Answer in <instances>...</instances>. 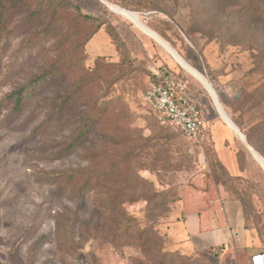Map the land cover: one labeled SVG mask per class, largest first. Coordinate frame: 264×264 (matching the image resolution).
Instances as JSON below:
<instances>
[{
    "label": "rangeland",
    "instance_id": "obj_1",
    "mask_svg": "<svg viewBox=\"0 0 264 264\" xmlns=\"http://www.w3.org/2000/svg\"><path fill=\"white\" fill-rule=\"evenodd\" d=\"M71 1L83 13L101 16L115 27L127 44L133 65L120 63L121 56L102 27L86 43L82 64L92 70L95 58L102 56L95 74L103 80H92L79 97L58 111L51 99L59 98L73 75L55 76L36 87L19 110L13 111L7 95L68 49L56 47V43L78 23L72 10L54 18L43 11L30 19L33 2L4 0L0 264H134V258L142 264H155L136 244H112L106 237L117 212L122 211L133 216L139 228L158 236L151 247L184 257L181 264H237L233 248L222 253L220 247L199 248L197 240L195 244L182 238L185 215L198 206L206 207L208 200L220 209L218 193L222 201L240 207L244 228L253 244L264 251V168L222 119L209 90L188 69L192 67L210 82L226 114L236 117L241 132L251 134L264 158V69L251 70L260 62L264 65V31L253 35L245 29L235 33V38L217 36L223 20L221 6L215 4L205 11L201 7L205 3L199 0ZM105 2L129 13H118ZM193 4L199 15L193 13ZM237 9L231 6L224 11L232 16ZM49 18L51 25H47ZM161 71H169L167 74L186 85L205 124L202 142L188 141L144 104L142 94L151 72ZM252 91L258 104L246 110L239 101ZM94 101L102 106L108 103L102 123L68 155L51 158L50 153L59 150L83 123V112ZM132 149L135 154L125 156L126 162L113 180L82 197L71 193L73 184L38 178L48 172L107 167ZM105 150L108 154L97 160L86 157L89 152ZM105 188L120 190L124 201L104 208L93 194ZM131 197L135 200L128 201ZM73 217L76 222L69 239L65 227Z\"/></svg>",
    "mask_w": 264,
    "mask_h": 264
},
{
    "label": "trees",
    "instance_id": "obj_2",
    "mask_svg": "<svg viewBox=\"0 0 264 264\" xmlns=\"http://www.w3.org/2000/svg\"><path fill=\"white\" fill-rule=\"evenodd\" d=\"M23 1H31L34 3V9L29 14L30 19L39 17L43 11H48L50 14V18H54L55 16H58L62 11L72 10L76 14L75 19L78 25L73 28V31L71 33H67L64 38L58 40V42L56 43V47H68V49L63 54L53 59L42 72L34 76L27 83L7 95L6 99L12 102L13 111L19 110L23 100L28 95H30V93H32L36 87L40 86L45 81L53 79L55 76L63 74L73 75L72 82L59 96V98L57 100L51 99L55 104V107H57L58 111H60L64 105L69 104L71 100L79 97L82 91L85 89V86L88 85L92 80H103V77L99 73H97L98 76L95 74L98 68L102 65V56L95 58V66L92 70H86L84 65L82 64V60L84 59V56H86V43L102 27H104L105 32L109 36L111 44H113L115 49L119 52L121 56L120 63H124L128 66L133 65V58L130 56L126 42L120 36L115 27L107 21V19L101 16L83 13L82 11H80L79 7L71 0ZM199 1L205 3V6H201L204 7L203 9L205 11H210L212 6L215 4H219L221 6V18L223 20L220 24L217 36L235 38V33L240 31L243 32V30L245 29L249 30L253 35L256 33V31H264V0ZM4 6V0H0V35L4 19ZM231 6L238 7L237 11L232 16L227 15L224 11L225 7ZM153 7L156 8V6H152V8ZM192 7L194 9L193 13L195 15H199L201 13L200 10L196 8L195 4H193ZM156 9L160 10L159 8ZM169 17L173 18L171 15H169ZM50 18L47 25H51V23H53ZM157 33L162 36L161 33ZM67 40L69 42L68 44H65V41ZM33 41L34 40H32L31 42ZM262 52V56L264 57V49L262 50ZM111 65L112 64H107V66ZM259 67L264 69V65H262L260 62L258 66H254L251 70L255 71L256 69H259ZM168 72L169 71L151 72L150 79L156 80V73L167 74ZM254 93L255 91L247 93L246 97L244 99L241 98L239 101L242 107H244L246 110L255 107L256 104H258L256 99L253 97ZM243 94H245V92ZM237 101L238 100H236V102ZM106 103L107 102L102 103V106L101 103H97L95 101L90 104L88 102L87 109L83 112V123L75 130V132L71 136L66 139L65 144L59 150L50 153V157L57 159L68 155L77 145H79V143H81L82 140L90 135V133L93 132V129L97 127V124L102 123L104 114H106L108 110V103ZM229 118L240 130V123L238 122L236 117L229 116ZM242 133L245 135L248 145L251 146L256 152L258 151L261 154L260 148L259 146H257L251 134H249L248 132ZM144 140H149V137H145ZM107 154L108 151L106 150L94 151L89 152L86 157L89 160L93 161ZM134 154L135 151L133 149L124 152L123 155L121 154L118 161L112 163L107 167H85L66 171L48 172L40 174L38 178L42 181L50 183H63L66 186L69 184H73V186H71V193L74 196L82 197L86 193L93 191L98 185L109 180H113L121 169L122 164L126 162L125 156L131 157ZM260 156L262 157L263 155L261 154ZM121 195L122 193L118 189L113 190L111 188H105L102 192L94 193L93 197L94 200L97 201V203L104 205V208H108V206L117 204L118 202L122 203V201L124 200H122ZM128 199V201L135 200L134 197ZM242 209L244 219H246L244 203H242ZM117 217L118 218L114 222H112L113 227L109 228L105 233L106 237H108L109 241L112 244H118L119 242L123 241L127 244H136L140 247L144 257L147 256L149 259L148 261H155V264H181L185 259L184 257H181L174 252L160 251V249L151 247V245H155L158 236H156V234L152 233L151 231L146 232V229L144 228H139L138 222L133 216L128 215L124 211H122L117 212ZM75 222V217L67 221L65 230L69 239L71 237ZM260 251L262 252V254H264V251ZM134 264H142V262L138 258H134Z\"/></svg>",
    "mask_w": 264,
    "mask_h": 264
},
{
    "label": "crops",
    "instance_id": "obj_3",
    "mask_svg": "<svg viewBox=\"0 0 264 264\" xmlns=\"http://www.w3.org/2000/svg\"><path fill=\"white\" fill-rule=\"evenodd\" d=\"M222 197L218 193V210L215 204L211 205L208 200L206 207L198 206L196 210L185 215L180 226L182 238H190L195 244L197 240L199 248L220 247L222 253L225 249L233 248L237 264H259L256 257L262 252L253 244L251 235L244 228L240 207L236 203L222 201ZM261 257L263 259L264 255Z\"/></svg>",
    "mask_w": 264,
    "mask_h": 264
},
{
    "label": "built area",
    "instance_id": "obj_4",
    "mask_svg": "<svg viewBox=\"0 0 264 264\" xmlns=\"http://www.w3.org/2000/svg\"><path fill=\"white\" fill-rule=\"evenodd\" d=\"M142 99L163 122L176 128L188 141L204 140V121L182 81L169 74L156 73V80L149 79ZM261 255L264 254H259L256 259L259 264H264Z\"/></svg>",
    "mask_w": 264,
    "mask_h": 264
},
{
    "label": "water",
    "instance_id": "obj_5",
    "mask_svg": "<svg viewBox=\"0 0 264 264\" xmlns=\"http://www.w3.org/2000/svg\"><path fill=\"white\" fill-rule=\"evenodd\" d=\"M106 3V2H105ZM108 5V3H106ZM109 7V5H108ZM168 44V43H167ZM172 48V47H171ZM173 52L177 55V57L184 62V59L172 48ZM190 67V66H189ZM192 68V67H191ZM193 69V68H192ZM194 70V69H193ZM196 72V70H194ZM199 75L202 77V74L199 73ZM204 79V78H203ZM204 81L206 82V84L208 85V87L211 89L213 96L215 98V100L218 102L219 108L221 109L222 113L225 115V117L227 118V120L231 123V125L235 128L236 132L240 135V139L244 142V144H246L248 146L249 151L251 152L252 156L260 163V165L264 168V159L251 147L248 145L245 135L239 130V128L231 121V119L229 118V116L226 114V112L224 111V108L222 107L221 103L219 102L218 96L214 90V88L212 87V85L210 84L209 81H206V78L204 79ZM205 88V87H204ZM206 89V88H205Z\"/></svg>",
    "mask_w": 264,
    "mask_h": 264
},
{
    "label": "bare ground",
    "instance_id": "obj_6",
    "mask_svg": "<svg viewBox=\"0 0 264 264\" xmlns=\"http://www.w3.org/2000/svg\"><path fill=\"white\" fill-rule=\"evenodd\" d=\"M108 5L114 10V11H116V12H118V13H122V14H126V13H129V11H127L126 9H124V8H122V7H120V6H113V5H111V4H109L108 3ZM131 13V12H130ZM134 14V13H133ZM138 16V15H137ZM171 47V46H170ZM172 49V48H171ZM180 60V59H179ZM181 61V60H180ZM182 62V61H181ZM183 64H184V62H182ZM185 65V64H184ZM186 66V65H185ZM187 68H188V66H186ZM190 71H192L200 80H201V82L203 83V85L206 87V89H208L209 90V92H210V94H211V96H212V98L214 99V102H215V105H216V108H217V110H218V112H219V114H220V116L222 117V119L225 121V123L230 127V128H232L234 131H236L235 130V128L231 125V123L227 120V118L225 117V115L222 113V111H221V109L219 108V105H218V102L215 100V98H214V96H213V93H212V91H211V89L208 87V85L206 84V82L204 81V76L202 75V77L199 75V73L198 72H195L194 70H192L191 68H188ZM204 78V79H203ZM207 81V80H206ZM220 102V101H219Z\"/></svg>",
    "mask_w": 264,
    "mask_h": 264
}]
</instances>
